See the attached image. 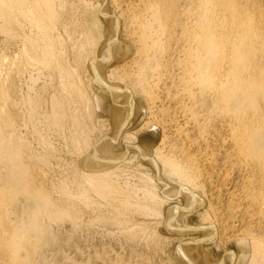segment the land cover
I'll return each instance as SVG.
<instances>
[{
	"label": "bare ground",
	"instance_id": "6f19581e",
	"mask_svg": "<svg viewBox=\"0 0 264 264\" xmlns=\"http://www.w3.org/2000/svg\"><path fill=\"white\" fill-rule=\"evenodd\" d=\"M63 6L64 0H0L2 33L18 39L24 23L34 32L25 37L22 68L13 60L5 72L0 56V264H38L54 222L68 218L77 225L83 218L84 205L69 200L90 205L91 196L72 195L67 185L60 188L64 197H54L50 173L36 163L41 154L34 157L18 132V77L37 67L68 81L61 80L74 96L68 106L74 98L84 106L82 117L79 110L72 117L71 171L87 193L106 204L107 221L129 241L146 238L157 249L159 242L171 241L177 264H226L214 258V247L224 249L230 264H264V0H87L84 12L91 9L94 22L85 30L93 41L97 34L100 39L85 64L82 54L74 60L89 74L92 95L57 46V25L70 32L72 22V13L62 17ZM96 90L112 102L110 119L100 116L104 97ZM135 94L143 97L144 110L135 111ZM53 95L52 119H44L59 128L63 104ZM32 98L28 114L34 118L38 104ZM140 114L146 121L128 131ZM94 121L112 123L114 133L102 132ZM149 129L161 135L153 153L138 142L139 132ZM43 140L48 150L40 159L46 164L54 147ZM120 140L123 151L115 148ZM138 159L155 173L139 187L123 182L119 173ZM92 217L98 220L96 213ZM121 259L116 264H128Z\"/></svg>",
	"mask_w": 264,
	"mask_h": 264
},
{
	"label": "rangeland",
	"instance_id": "374dc122",
	"mask_svg": "<svg viewBox=\"0 0 264 264\" xmlns=\"http://www.w3.org/2000/svg\"><path fill=\"white\" fill-rule=\"evenodd\" d=\"M86 1L87 0H85V1L84 0H82V1L81 0H66V1L64 0V6H63L64 10L62 9L63 10L62 12L64 14L61 12L62 17H64V15H66V13H69V14L74 13L73 17L71 14V16L67 18L69 22H70L69 19H71V21H72V22H70V26H69L70 30H68L70 32H67V30L65 31L64 30L65 24L63 25L60 22L57 25L58 28H56L57 30L55 29L54 34H56L58 36V37L56 36L57 38H60L59 39L60 41L58 40L59 43L57 42V46H59L58 48L60 51H63L61 53H62V56L64 54V56H63L64 58L63 57L62 58L64 59V61H66L65 64L67 66H69V68H74V69L76 68L75 72L79 71V73H75V75L76 76L80 75L81 77L79 78L78 76L77 77L75 76L76 80L78 79V81H81L80 83H82V85L84 87H86L88 89L89 93L91 94V92H93V89H91V85L89 82L90 77H89V74L82 67V65L85 64V61L87 59H89L88 57L91 58V56L93 55L92 52H94V50H92V49L94 48L93 46H95L94 42L96 41V44L99 42L100 34H97L94 41L92 40L93 38H91L87 35L88 32H87V30H85V28H87V27H85L84 25L89 24L87 26H90V25L92 26V24L94 22L93 21L94 17L91 14L92 12H90V11H92L91 9L89 10V12L87 10H85V12H84V9L86 7L85 6ZM75 3L77 6L75 5ZM71 4L73 6H71ZM75 9L77 11L78 10H80V11L77 12ZM85 14H87V15L84 16ZM77 16H78V18H77ZM0 22H1V20H0ZM90 22H92V23H90ZM24 25H25V27H24ZM71 26H73V27H71ZM22 28L25 31L22 29L17 30L19 32V34H21L20 38H19V35L15 36L18 39L7 37L4 33H2L0 31V33H2V34H0V56L1 57L3 56V58L6 60V61L4 60L6 63L5 70H4L5 72H6V70L8 71L7 64L9 65V63H11V61H13V60L18 61L17 63L20 64V67L24 64V60H22V58L24 59V53L23 52H25V49L23 47L25 46L24 45L25 37L34 33V32H33V28L31 26H29V24H27V23H24ZM74 28H75V30H74ZM30 29H32V31ZM101 32H103L102 29H101ZM22 36L24 37V40H23ZM88 38L91 39L92 41L89 40ZM10 39H11V41H10ZM12 39L14 41H12ZM75 43H78V44H75ZM86 43H88L90 46L87 45ZM85 44H86V46H85ZM83 49L84 50L86 49V50L84 51ZM80 50L83 52L81 53ZM77 53L79 56L81 54H82L81 57L83 56L82 57V62H83L82 65H79L78 63L75 65V63L77 62L78 57H79V56L76 57ZM65 54H66V56H65ZM74 57L77 58V59H75L76 62L74 60ZM80 66H81V68H80ZM3 69H4V67H3ZM24 70L25 71L27 70V71L25 72ZM24 70H23L24 72L22 71V73H20V75L18 77V80H19L18 81V90L13 95V100H16V102L20 103L19 109H21V111H20L21 112L20 113L21 114V122L19 125L18 132L20 134L21 139H23L22 141H24L25 143H28V142L30 143L29 147H30L31 152L34 153V155H33L34 157L36 155L39 156L40 154L42 157L43 154L45 155L47 153V152L45 153V151L48 150L46 148V145H45V150H44V147L42 144L43 139H44L43 141L48 140V142H51V143H49L50 146L54 147V149L52 148L53 149L52 155L53 154L54 155L50 157L49 163L45 164L44 162H41L42 160L40 159L41 158L40 156L39 157L36 156L40 159V162H39V159L36 158V163H38L39 165H42V167L46 171L48 170L47 172L50 173L49 174V178H50L49 182L51 180V183H49V184L52 185V186L51 185L50 186L52 187V190L54 191L53 194H54L55 198L61 199L62 197H64V192H62V189L60 190L61 187L63 188L62 185H67L64 188L69 187L67 190L72 195H78L79 193L84 192L86 194L85 196H87V195H89V197L91 196L89 199L90 201L88 200L90 202L89 203L90 205H88V206H86L83 203L81 204L78 199L76 200V199L71 198L69 200L71 202H75L76 205H79V204L84 205V207H82V209L84 208L83 209V213H84L83 218L81 220L79 219L80 221L78 222L77 225L73 224V222L70 221V219H68V218H66V219L64 218V221H62V222H60V221L58 223L54 222V224L52 226L51 235H50V244H48L46 246V248L44 249L45 255L43 254L44 256L41 255V256H39V258H37L39 261L38 264H43L46 261H47V263H52V264H116L118 258H123V259H121L122 260L121 262L128 263V264H139L142 262L141 260H143V262H147L148 264L149 263L150 264H169L172 261H173V263L175 262L176 264L179 263L176 256H175V253L173 250V245H172L171 241H165L164 240L162 242H159V244L161 243V247L159 249L155 248L156 247L155 243H154L155 244L154 245L151 240H148L146 238L145 239L148 241H146L143 238H142L141 242H139L141 240V238H140V240H138V239H137V241L135 240L136 242H134V240H132V239H130V241H129V239L126 237V234L124 233L123 229H121L117 224L112 223L110 220L107 221V219H110L108 216L110 214L108 211L109 208L106 206L105 203H104L105 205L104 204L102 205V202L98 198H96L93 194L90 195V193H87L86 191H88V190L86 189V187L83 186L84 183H81L82 181L79 179L80 177L75 175V173H74L75 171H71L72 166H73L72 161L74 159V155H73L72 151H70V149L72 150L71 139H73V136L70 134H72L76 130V128L74 127L72 122L74 123L73 118L76 115L77 116L79 115L78 117H82V114L84 115V113H85L84 112L85 110L83 108L84 106L83 107L79 106L78 105L79 102L77 103L75 101L76 100L75 98H74L73 102H75L76 105H75V103H74V105H72V104L69 105V106H73V107L75 106L74 107L75 109L73 107L70 108L68 106V103L69 102L71 103L70 99H73L74 96H73V93L69 91L72 94L71 95L72 98H70V93L67 91L69 89V87L65 89V87H67V85H68V83H67L68 81L67 80L64 81V78H60V74L56 73L57 71L53 72V70H52V72H53L52 73L50 71L51 69L48 71V69L45 70L44 68H38V67L35 69L34 68H28V69L25 68ZM50 73H52V74H50ZM32 75H33V78H32L33 81H31L32 79L30 78V77H32ZM34 78L36 79L35 80L36 82L34 81ZM61 80L65 83H67V85H65V83H62ZM60 83L62 85H64V87L61 86ZM30 86L32 87V89ZM60 88H62V89H60ZM96 89H98V87ZM64 90H66V92L63 94ZM98 90H96V92H99ZM59 92H61L60 95H59ZM67 93H69V94H67ZM53 94L56 96L58 95L57 97L56 96L55 97L62 101L63 109L61 108L62 109L61 111H63L65 113V115H64V113L61 112V115H62V125L61 126L62 127L60 126L59 128L56 125H55L56 128H54V126H53L54 124L51 125L52 121L47 119L48 122H50V123H48L47 120L44 119V117L48 118V116H50V118H51L52 114L50 115V113H51L50 111L53 108V107L51 108V106L53 105L52 102L54 101L52 99ZM65 94H67L68 96ZM97 94L100 97H104L102 100V101H104L103 102L104 108H102L100 116H102L103 118L110 119L111 118V116H110L111 108H112L111 107L112 102H111L110 98L108 96L104 95L101 90ZM31 96L35 99V101L39 102L40 104H41V102L43 103V104L39 105V103L36 102V104H38V106L36 105V109H35L36 110V116L34 118H33V116L30 115L31 114L30 112H32L30 109L31 106L29 103H27L28 102L27 100H29V97L31 98ZM140 96H141L140 94H135V96H134L136 99V110H135L136 112L140 109V106L143 108V110L145 109L144 99L142 96L141 97ZM55 97H54V99H56ZM63 97H65L66 99ZM62 98H63V100H62ZM25 100H26V102L24 104L23 101H25ZM105 105H107L106 108H105ZM78 107H81L82 109H79ZM26 109H27V111H26ZM40 110H41V112H40ZM65 110H66V112H65ZM75 110H77V111L79 110V112L76 113ZM73 111H74V113H73ZM80 111H82V114ZM105 111H107L108 113L107 112L105 113ZM39 112L42 113V115H46V116L42 117V115H40ZM28 113H30V114H28ZM75 113H76V115H75ZM72 114H73V116H72ZM29 115H30V117H29ZM63 115L66 116L67 118L64 119ZM137 115L133 117L132 124H130L129 127H127L128 131L132 132V131L137 130L138 128H140L139 126H141L146 121V117H144V119H143L141 114H140V116H137ZM39 118L41 119V124L39 123L40 121H38V120H40ZM70 118H72L73 121ZM75 118H77V117H75ZM65 121H66V123H65ZM67 122H68V124H67ZM70 122H71V124H70ZM63 123L65 124V126H63L64 125ZM98 123H99L98 121L97 122L94 121V124L97 125V127H99L102 130V132L103 131L108 132L111 135L114 133L115 126L112 123H111V125H107L108 123L104 124V126H103V124H101V123L98 124ZM32 125H33V127H32ZM70 126H73L74 128L73 127L71 128ZM57 128H58V130H57ZM61 128H63L64 130H62ZM70 128H71V130H70ZM37 129L39 130V132L37 131ZM73 129H75V130H73ZM125 131H126V129H125ZM38 133L42 137L43 136L44 137L42 138ZM99 134H100V132H99ZM68 136H69V138H68ZM138 138H139L138 142L143 144V145H147L150 148V151H152L151 153H153L154 152L153 150L156 148V146L158 145V143L161 139V135L157 134L153 129H149V130H143V131L139 132ZM40 139H41V141H40ZM26 140L28 142H26ZM120 141H118L120 144L119 143H118L119 145L116 144L115 148L118 147L120 149V151H123L124 143L122 141L121 142ZM45 143H47V142L45 141ZM31 144H32V146H31ZM49 144L47 143L48 146H49ZM31 147H32V149H31ZM35 151H36V153H35ZM37 160H38V162H37ZM140 163L141 162L138 159L137 162L135 161V163H133V164L126 165L123 168L124 169L123 171H119V173L122 176L121 179L123 182L125 179V182H128L129 184L131 183V185L135 184L139 187V186H142L145 184L144 180L147 179L148 175H150V174L155 175L152 167H150L148 165V163H146L148 165L146 167H143ZM47 164H50V166H48ZM65 180H67V181H65ZM63 183H66V184H63ZM84 188L86 189V191L84 190ZM174 203H181V202L176 201ZM95 204H96V206H95ZM77 207H80V206H77ZM92 213L97 214L98 220H95L92 217ZM104 215H105V217H104ZM148 220L144 219V218H140L139 222H142V221L148 222ZM131 223L128 224V226H132L133 222H131ZM143 240H145V241L143 242ZM146 242L149 244V246L146 244ZM229 249H232V250L234 249V250H237V252H238L237 246H234L233 244H230ZM224 254H225L224 249H222V248L218 249L217 247H214V249H213L214 258L218 259V258L223 257V258H225L226 264H230ZM45 259H47V260H45Z\"/></svg>",
	"mask_w": 264,
	"mask_h": 264
}]
</instances>
